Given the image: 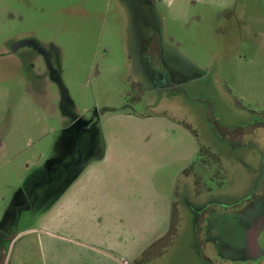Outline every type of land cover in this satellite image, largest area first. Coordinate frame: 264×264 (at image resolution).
Wrapping results in <instances>:
<instances>
[{"label":"rangeland","instance_id":"1","mask_svg":"<svg viewBox=\"0 0 264 264\" xmlns=\"http://www.w3.org/2000/svg\"><path fill=\"white\" fill-rule=\"evenodd\" d=\"M126 1L0 0V264L90 253L83 213L61 249L42 223L110 141L120 174L177 193L162 264L264 255V0H156L145 55Z\"/></svg>","mask_w":264,"mask_h":264},{"label":"crops","instance_id":"2","mask_svg":"<svg viewBox=\"0 0 264 264\" xmlns=\"http://www.w3.org/2000/svg\"><path fill=\"white\" fill-rule=\"evenodd\" d=\"M166 1L172 5L176 0ZM253 2L260 3L259 0H251L253 7ZM154 5L155 2L153 7ZM238 6L239 0L235 2V9ZM153 10L154 18L158 17L156 9ZM234 15H237L235 11ZM155 20L158 23V19ZM159 31L152 21L147 28H141L144 36H140L143 42L140 50L144 55ZM123 156V151L110 141L105 151H99L98 157H91L75 177V181L56 202L50 215L43 220L42 227L46 232L41 233V237L45 236L49 240V247L56 245L61 249L67 245L58 242L62 239L57 233L65 232L67 221L83 213L82 232L77 225L70 233L73 232L78 237L81 233L89 238L86 240L92 244L90 253L83 257L80 252L82 249H79L78 253L74 251L71 254L70 250L75 248L77 242L68 240L73 247L69 248L65 260L64 254L53 251L54 254L47 259L48 263L43 261V264H162L164 255L160 246L158 249L154 243L164 234L162 228L171 224L174 218L172 216L176 209L178 210L177 193H174L175 189L167 194L151 184L147 186L145 177L143 181L125 177L129 170L131 172L130 165L124 175L120 174L125 160ZM132 202L140 203L142 208L132 209ZM116 212L123 218L121 223L114 222L115 216L110 218L111 214ZM133 213L129 221L127 217ZM137 216L143 217L135 223ZM147 219L149 220L146 221ZM168 260L169 264L176 263L173 255ZM32 261L33 259L27 260L26 263L33 264Z\"/></svg>","mask_w":264,"mask_h":264},{"label":"flooded vegetation","instance_id":"3","mask_svg":"<svg viewBox=\"0 0 264 264\" xmlns=\"http://www.w3.org/2000/svg\"><path fill=\"white\" fill-rule=\"evenodd\" d=\"M154 0H132L130 3H128L127 1L124 2L125 4H127L128 8H130L132 10V12L134 13L133 19L134 22L136 23V25L140 28H147L148 25L150 24V22L152 21L151 19L148 20L147 22L143 23H139L138 20L141 18L140 17V12L142 10H149L151 8V4H154ZM151 14L153 15V12L151 10ZM140 36H144L142 32H140ZM261 203L262 205V210H264V196L262 195L260 198H258L257 200V204ZM250 247L251 250L253 252H255L254 255L257 254L256 256V262H252L251 264H264V255L259 253V248H258V243L255 241V239H252L250 242Z\"/></svg>","mask_w":264,"mask_h":264},{"label":"trees","instance_id":"4","mask_svg":"<svg viewBox=\"0 0 264 264\" xmlns=\"http://www.w3.org/2000/svg\"><path fill=\"white\" fill-rule=\"evenodd\" d=\"M158 77H159V75H158Z\"/></svg>","mask_w":264,"mask_h":264}]
</instances>
